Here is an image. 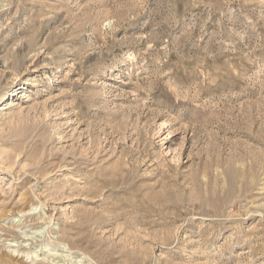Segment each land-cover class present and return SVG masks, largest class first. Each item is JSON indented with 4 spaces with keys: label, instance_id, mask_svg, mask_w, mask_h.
Returning <instances> with one entry per match:
<instances>
[{
    "label": "rangeland",
    "instance_id": "1",
    "mask_svg": "<svg viewBox=\"0 0 264 264\" xmlns=\"http://www.w3.org/2000/svg\"><path fill=\"white\" fill-rule=\"evenodd\" d=\"M0 264H264V0H0Z\"/></svg>",
    "mask_w": 264,
    "mask_h": 264
},
{
    "label": "bare ground",
    "instance_id": "2",
    "mask_svg": "<svg viewBox=\"0 0 264 264\" xmlns=\"http://www.w3.org/2000/svg\"><path fill=\"white\" fill-rule=\"evenodd\" d=\"M30 211V210H29ZM24 212V211H23ZM25 213H27V212H25Z\"/></svg>",
    "mask_w": 264,
    "mask_h": 264
}]
</instances>
